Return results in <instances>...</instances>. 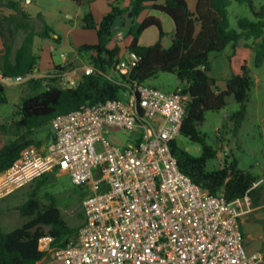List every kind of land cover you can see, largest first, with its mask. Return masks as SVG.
<instances>
[{
  "label": "trees",
  "instance_id": "trees-1",
  "mask_svg": "<svg viewBox=\"0 0 264 264\" xmlns=\"http://www.w3.org/2000/svg\"><path fill=\"white\" fill-rule=\"evenodd\" d=\"M71 1L81 4L80 0ZM158 1L130 0L126 9L112 5L110 12L99 22L94 20L90 10L84 13L81 27L94 30L97 43L82 45L77 52L89 54L94 72L81 75L74 88L59 84L70 65H54L40 78L26 82L34 93L22 98L13 116L0 123V133L7 137L0 146V173L8 170L24 149H41L42 142L35 139V135L45 127L51 128V122L57 116L82 106L119 99L126 85L133 81L144 83L159 73H170L177 78L180 93L188 96L180 136L201 146V154L193 156L180 147L177 140L172 142L171 152L181 172L210 194L222 193L228 201L247 197L253 208L261 204L264 200V174L256 176L240 169L231 152L218 168L208 169L207 162L218 158L219 150L206 142L207 136L201 132L200 126L205 121V113L224 108L228 97L240 105L230 117L233 130L236 132L244 121L253 84L248 66L251 53L255 67H261L264 61V6L257 8L254 0H235L246 4L255 17L254 21L239 18L237 31L230 27L228 19L227 8L231 0H196L193 11L188 7V0H165L163 4H158ZM7 7L19 11L14 1H8ZM148 7L166 14L174 23L168 48L162 46L167 34L158 17L149 16L137 21ZM119 17L122 18L121 28L113 31V24ZM5 19L23 29L25 35L15 50L3 39L0 73L14 78L37 72L40 57L33 52L35 38L55 43H59L60 38H54V30L47 25L42 30L32 28L25 14L18 17L15 13ZM150 27H155L159 33L157 42L150 46L139 45V37ZM117 32L123 35L120 41L115 39ZM227 47L231 49L228 61L232 75L225 81L224 88L219 89L211 76L210 56L223 52ZM125 53L134 55L137 62L127 75L117 70ZM4 87L0 83V104L7 102ZM48 135L52 141V129ZM53 172L35 179L34 187L27 192V199L16 207L15 210L25 220L20 226L5 232L0 224V264H37L49 254V251L39 249L41 238L52 239L50 250L65 247L77 238L80 226H69L63 220L55 197L46 193L44 202L40 198L41 191L49 183V174Z\"/></svg>",
  "mask_w": 264,
  "mask_h": 264
},
{
  "label": "built area",
  "instance_id": "built-area-1",
  "mask_svg": "<svg viewBox=\"0 0 264 264\" xmlns=\"http://www.w3.org/2000/svg\"><path fill=\"white\" fill-rule=\"evenodd\" d=\"M122 37L115 34L117 41ZM136 63L122 59L117 70L127 75ZM94 70L88 63L80 73L68 71L63 85L74 88ZM41 76L0 73V83ZM122 95L127 102L111 99L57 116L51 122L54 139L44 149H24L0 173V199L52 171L68 174L75 186H89L77 238L52 250L57 264H264L263 252L247 253L244 246L240 217L249 199L228 201L201 189L171 152L188 96L138 81ZM114 129L133 134V142L117 146L105 140L103 134ZM51 241L41 238L39 249L49 251Z\"/></svg>",
  "mask_w": 264,
  "mask_h": 264
},
{
  "label": "rangeland",
  "instance_id": "rangeland-1",
  "mask_svg": "<svg viewBox=\"0 0 264 264\" xmlns=\"http://www.w3.org/2000/svg\"><path fill=\"white\" fill-rule=\"evenodd\" d=\"M254 4L257 8L262 7L264 0H254ZM227 11L230 27L237 31H239V18L255 20L249 7L246 4H239L235 0H231ZM122 31L125 32V29ZM149 31L156 33V28ZM146 36L149 37V34ZM21 41L20 36H14L11 43L16 47L20 45ZM69 52L70 48L60 45L52 53L53 63L57 66L62 65L61 54L68 56ZM230 53L231 49L227 47L223 52L210 56L211 76L216 80L219 89L224 88L225 81L232 75L228 61ZM253 58L254 55L251 53L248 66L253 84L249 92V100L246 103V116L239 129L236 132L233 130L234 124L230 119L231 115L240 108V105L232 97L227 98V104L221 110L205 113V121L200 126V130L206 134V142L219 150L218 158L207 162L208 169L218 168L225 156L231 152L237 158L240 169L250 171L256 176L264 174V61L261 67H255ZM41 63H43V59ZM84 64H86L85 59ZM144 85L165 93L174 92L180 86L177 78L170 73H159L156 77L146 80ZM33 93L27 83L5 85L4 96L7 102L0 104V123L13 116L22 98ZM120 99L127 102L128 96L121 95ZM49 130L51 131L50 127H45L35 135V139L42 142L41 149L51 142V136L48 135ZM103 137L117 146H125L133 142L134 139L133 134L125 133L119 129L104 133ZM6 141L7 137L0 133V146ZM177 142L191 155L199 156L201 154L199 144L192 143L182 136L177 139ZM96 150H102L100 142L96 144ZM49 179L48 185L40 193L41 200L44 202V194H52L63 220L69 226H81L84 222L82 201L92 194L89 186H75L68 174L58 171L49 174ZM33 181L0 201V224L5 232L13 230L25 221L15 209L27 199V192L35 185ZM259 206L255 209L250 204L244 208L241 216L247 221L242 224V229L252 234V238L248 241L249 245L254 249L263 250L264 200Z\"/></svg>",
  "mask_w": 264,
  "mask_h": 264
},
{
  "label": "crops",
  "instance_id": "crops-1",
  "mask_svg": "<svg viewBox=\"0 0 264 264\" xmlns=\"http://www.w3.org/2000/svg\"><path fill=\"white\" fill-rule=\"evenodd\" d=\"M8 1H14L19 6V11L15 12L12 9L7 7ZM81 4H77L71 0H0V49L5 44L4 40L7 43H11V40L14 36L21 37L23 39L25 32L20 27L17 28L15 24H10L6 21L5 18H9L11 15L15 14L18 17H21L22 14H25L28 21L31 24V27L35 30H42L44 25L51 27L55 34L54 38H60L59 43H55L50 40H41L40 38H35L33 44V52L38 54L40 59L37 65V74L44 75L50 71L55 65L52 61V53L60 45L70 48L69 55L66 56V60L63 61L62 65H70V68L67 70H79L89 63V54H80L77 52V48L88 44L95 45L97 43V34L94 30H87L81 27V18L87 10H90L94 20L99 22L102 17L110 12L111 6L116 5L121 9H126L129 7L130 0H80ZM165 0H159L158 4H163ZM196 0H188V7L191 11L195 8ZM156 16L160 19L163 31L167 34L162 40V46L168 48L171 44V35L174 32L175 26L173 21L169 16L163 14L162 12L150 9L149 7L144 10L140 16L137 18V21H141L145 17ZM155 27H150L146 29L141 36L139 37L138 44L141 46H150L157 42L159 38V33L156 29L154 31H149ZM3 33V37H2ZM149 34V37L146 35ZM21 44V43H20ZM13 49H17L20 45L14 46ZM133 58L131 54H123V60H129ZM43 59V63H41ZM84 59L86 64H84ZM61 65V66H62ZM66 73V72H65ZM65 81L64 78L59 80V84L63 85ZM219 156V155H218ZM18 190V189H17ZM16 190V191H17ZM15 192V191H14ZM13 193V192H12ZM11 193V194H12ZM10 194V195H11ZM8 195V196H10ZM4 198L0 199L3 200ZM254 207L255 209L259 208ZM83 214V213H82ZM247 220L240 217V226L241 231L244 236V246L247 253H253L261 251L264 253V249H254L249 245L248 241L252 238V234L246 232L242 229V224ZM52 250H49L48 258L37 264H57L53 257ZM47 261V262H46ZM46 262V263H45Z\"/></svg>",
  "mask_w": 264,
  "mask_h": 264
},
{
  "label": "water",
  "instance_id": "water-1",
  "mask_svg": "<svg viewBox=\"0 0 264 264\" xmlns=\"http://www.w3.org/2000/svg\"><path fill=\"white\" fill-rule=\"evenodd\" d=\"M121 23H122V18L121 17L117 18L113 24V28H112L113 31H118L121 28ZM133 58L136 59L134 55ZM208 75H210V73H208Z\"/></svg>",
  "mask_w": 264,
  "mask_h": 264
}]
</instances>
